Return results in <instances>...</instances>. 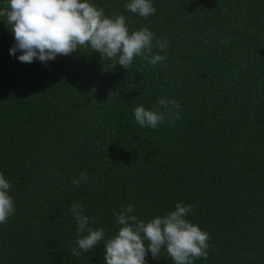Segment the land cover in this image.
Returning a JSON list of instances; mask_svg holds the SVG:
<instances>
[{
  "label": "trees",
  "instance_id": "obj_1",
  "mask_svg": "<svg viewBox=\"0 0 264 264\" xmlns=\"http://www.w3.org/2000/svg\"><path fill=\"white\" fill-rule=\"evenodd\" d=\"M91 2L130 31L147 26L167 59L102 71L84 48L22 63L0 18V172L16 208L0 224V264H105L103 244L72 255L73 203L111 237L123 207L148 221L178 201L209 234L207 259L193 264H264V0H152L146 19L129 0ZM162 97L182 119L138 125L134 108ZM82 172L88 182L73 184ZM146 260L172 264L164 250Z\"/></svg>",
  "mask_w": 264,
  "mask_h": 264
},
{
  "label": "clouds",
  "instance_id": "obj_2",
  "mask_svg": "<svg viewBox=\"0 0 264 264\" xmlns=\"http://www.w3.org/2000/svg\"><path fill=\"white\" fill-rule=\"evenodd\" d=\"M125 8L145 19L156 11L152 0H129ZM0 18L14 34L10 54L19 52L17 58L22 63L39 60L46 64L57 56H69L84 48L100 54L102 71L117 65L129 69L136 58L153 67L167 59V42L156 39L147 26L130 31L123 14L106 15L91 0H6L0 7ZM154 46L159 52L154 53ZM105 60L112 63L105 66ZM179 108L175 99L162 97L158 107L147 109L140 104L133 115L138 125L156 129L166 119L170 126L182 119ZM87 182L86 172L72 180L77 186ZM11 187L0 172V224L7 223L16 211L9 195ZM69 211L77 225V247L71 249L76 257L100 244L104 245L105 264H147L149 252L158 260L162 250L172 264H193L194 259L208 257L209 234L186 218L193 211L191 204L178 201L173 210L148 221L133 214L134 206L129 204L114 213L117 232L111 237H106L103 228L90 226L82 203H73Z\"/></svg>",
  "mask_w": 264,
  "mask_h": 264
}]
</instances>
